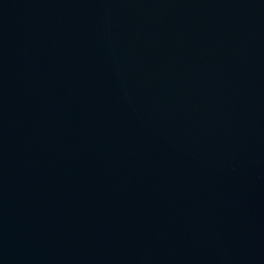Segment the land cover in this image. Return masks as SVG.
<instances>
[{
  "label": "water",
  "instance_id": "obj_1",
  "mask_svg": "<svg viewBox=\"0 0 264 264\" xmlns=\"http://www.w3.org/2000/svg\"><path fill=\"white\" fill-rule=\"evenodd\" d=\"M0 264H264V0H0Z\"/></svg>",
  "mask_w": 264,
  "mask_h": 264
}]
</instances>
